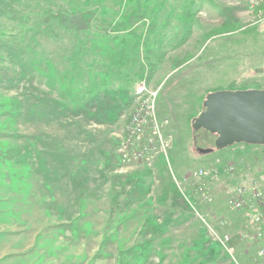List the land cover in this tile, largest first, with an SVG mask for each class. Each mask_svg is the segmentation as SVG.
Returning a JSON list of instances; mask_svg holds the SVG:
<instances>
[{
  "label": "rangeland",
  "instance_id": "rangeland-1",
  "mask_svg": "<svg viewBox=\"0 0 264 264\" xmlns=\"http://www.w3.org/2000/svg\"><path fill=\"white\" fill-rule=\"evenodd\" d=\"M139 3L143 14L142 0H0V18L20 22L33 20L43 5L96 9L99 19L88 35L60 33L44 57H32L44 69V82L34 73L32 84L41 85L44 105L31 98L21 117L9 112L30 85L31 56L20 60L24 67L2 66L8 70L0 79L6 80L0 85V264H259L264 220L229 212L226 200L253 183L264 192V144L216 150V137L192 129L208 94L264 89L256 12L247 0H151L146 18L115 31L122 13ZM151 98L164 147L130 159L120 150L122 138ZM68 134L80 147L77 155L93 151L94 158L69 160ZM49 148L65 155V171L83 160L105 170L106 156L113 172L66 174L65 182L71 175L93 179L95 186L81 190L45 188L44 164L51 170L50 157L58 156L45 161ZM208 148L214 150L198 152ZM212 163L211 178L189 180L191 171ZM224 234L233 253L216 239Z\"/></svg>",
  "mask_w": 264,
  "mask_h": 264
},
{
  "label": "trees",
  "instance_id": "trees-1",
  "mask_svg": "<svg viewBox=\"0 0 264 264\" xmlns=\"http://www.w3.org/2000/svg\"><path fill=\"white\" fill-rule=\"evenodd\" d=\"M151 0H142L144 2L145 11L143 14H140L141 4L139 3L136 7L128 12L127 14H123L120 16L119 21L120 24L116 26L114 29L115 31H126L132 27H134L141 19L146 18V13L148 11V4ZM210 2L211 0H207ZM37 3V2H36ZM44 4V2H42ZM38 4V3H37ZM30 16V15H29ZM14 17H1L0 18V79L3 78V75L7 73L6 67L2 68L6 64L9 66H13V69H17V66L21 65V67L25 66V62H21V59H24L25 56L30 57V60L27 62L28 67L31 68L30 72V85L22 86L21 90H23L21 100L17 97V102L14 104V108L10 110L9 113L11 115L21 117L22 110L24 109L26 102H28L31 98L32 101L37 100L40 101L41 105H44V91L40 89V86L32 85L33 80L38 79L41 83L44 82V69L42 72H39L35 66L36 60L32 57H44V52L47 51V45L52 43L56 46L58 43L57 36L62 33L63 36L71 35L70 33H82V36H86L89 34L90 29L92 30L91 26L89 25L98 19L96 9L90 11L87 8L84 9H75L73 8H60V9H52L50 6H46L44 10V5L42 8H38V10L34 13V19L28 18V16L24 17V21L20 22L15 20ZM110 26V25H109ZM107 25V27H109ZM112 26V25H111ZM24 28L25 32L20 31V29ZM96 32V30H95ZM96 36L100 38H105L106 34L103 32L96 33ZM77 37V36H76ZM65 39V38H63ZM73 43V41H66L67 44ZM9 53L16 54V58H11L7 55ZM61 53V50H60ZM24 56V57H22ZM33 59V60H32ZM8 70V69H7ZM28 70V69H27ZM36 73V79L34 78L33 74ZM54 76V75H53ZM55 77V76H54ZM52 78L51 81H54L55 78ZM6 80H1L0 85L2 82ZM8 81H11L9 79ZM5 87V84L3 85ZM50 86V85H49ZM52 87V86H50ZM29 95L26 97V95ZM38 103L37 105H40ZM27 105V104H26ZM31 109V108H30ZM30 109H27L30 112ZM32 117H41L38 111L33 110L30 112ZM16 117V118H18ZM15 118V119H16ZM35 122L37 121L33 118ZM203 131L211 136L205 130H198L196 132ZM196 141V138L194 142ZM245 145V144H244ZM231 244V243H230ZM261 258L256 255V261L260 262ZM254 262V263H255Z\"/></svg>",
  "mask_w": 264,
  "mask_h": 264
},
{
  "label": "built area",
  "instance_id": "built-area-1",
  "mask_svg": "<svg viewBox=\"0 0 264 264\" xmlns=\"http://www.w3.org/2000/svg\"><path fill=\"white\" fill-rule=\"evenodd\" d=\"M249 9L256 12L259 31L264 33V0H247ZM151 123V126H148ZM120 150L126 153L130 159L150 158L159 143L164 147L163 138L159 132L156 118L153 116V101L146 100L131 118L126 127L125 134L122 138ZM264 159V153L262 154ZM220 163V160L216 159ZM214 164L199 166L189 173V180L193 184H199L206 179L211 178ZM225 170L232 173L234 166L230 162L225 163ZM229 212H243L248 219L254 223H261L264 220V192L255 183L248 186L239 187L226 200ZM243 236V234H239ZM257 236H262L258 231ZM219 244L229 253L234 250L230 245V236L224 234L216 236ZM257 256L261 258L259 264H264V245L259 248Z\"/></svg>",
  "mask_w": 264,
  "mask_h": 264
},
{
  "label": "water",
  "instance_id": "water-1",
  "mask_svg": "<svg viewBox=\"0 0 264 264\" xmlns=\"http://www.w3.org/2000/svg\"><path fill=\"white\" fill-rule=\"evenodd\" d=\"M202 106L203 110L193 119L192 129L215 135L214 149L264 144V89L210 93ZM214 149L198 152L209 154Z\"/></svg>",
  "mask_w": 264,
  "mask_h": 264
},
{
  "label": "crops",
  "instance_id": "crops-1",
  "mask_svg": "<svg viewBox=\"0 0 264 264\" xmlns=\"http://www.w3.org/2000/svg\"><path fill=\"white\" fill-rule=\"evenodd\" d=\"M68 137L69 139L72 141V143H70V148H68V153H70V155H67L69 157V160L70 159H76V160H81L80 158L82 159H88L90 160V158H94L92 157L91 154H93V151H89V154H85V155H82V154H79L77 155V153H81V150L76 152V148H79L78 147V144L75 142V136H72V135H69L68 134ZM67 139L66 137V140H69ZM52 140V139H51ZM75 140V141H74ZM56 149L57 147L59 148V143L58 141H56ZM74 142V143H73ZM48 143V142H46ZM49 144H55L54 142H50ZM55 149V150H56ZM54 149L52 148H49V149H46V152H47V155H45V150H44V160L46 161L50 155L52 153H56L54 152L55 151ZM91 150V149H90ZM106 153V152H104ZM58 154L57 158L54 159L52 156L50 157V162L52 164V169L50 170V166L49 165H45L44 164V187L45 188H49L50 187V184L49 183H53L54 185L51 187L52 189H57V190H61V189H70V188H74V189H80L81 190V185H85V187H89L90 185H93L94 183L92 182L93 179L91 180L90 178H87L86 174H89L90 172H93V173H100L102 171H105V172H113V170H111L110 167H107L106 165H110L108 164V158L106 156H104L105 158V162H104V169L103 170L102 168H98L96 167V164L93 163V165H91L90 163L86 164L85 160L82 161V164L80 165V167H74V168H70L69 170L65 171L64 168L66 167L65 166V162H64V159L62 156H65V155H59V153H56ZM87 165V166H86ZM87 167V168H85ZM106 168H108V170H106ZM94 169V170H92ZM85 171L86 174L83 178H80V179H74V176H76L77 173H84ZM69 172H71V177L65 182L64 181V178L67 177L66 174H70ZM56 174V176H55ZM97 178V175L96 177ZM92 182V183H91ZM91 183V184H90ZM95 186V185H93ZM80 187V188H79ZM59 197V195H58Z\"/></svg>",
  "mask_w": 264,
  "mask_h": 264
}]
</instances>
